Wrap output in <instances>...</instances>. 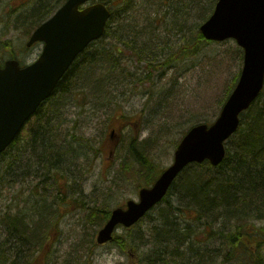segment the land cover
<instances>
[{
    "label": "rangeland",
    "instance_id": "374dc122",
    "mask_svg": "<svg viewBox=\"0 0 264 264\" xmlns=\"http://www.w3.org/2000/svg\"><path fill=\"white\" fill-rule=\"evenodd\" d=\"M6 1H0V41L9 42V46H4V50L0 46V63L8 59L9 53L31 63L39 56L42 46L28 51L26 43L38 26L65 0L61 4L59 0H26L25 9L19 17L4 13L3 8L12 0ZM217 2L134 1L133 25L138 30L145 26L157 31L137 35L125 33V36L143 35L139 39L140 43L142 38L154 37V44L158 42V46L153 53L146 52L144 56L147 54L148 58L143 60L137 58L136 50L124 48L118 69V72L124 73L122 84L112 86L111 90L114 89L116 94L105 98L106 102L87 99L85 105L83 100L68 103L62 118L66 120L63 131L74 128L75 131L71 132L73 135L88 140V144H93L96 149L100 147L103 153L93 164L89 161L82 162L84 166L81 167L70 165V179L76 181H71L68 186L71 189L65 204L55 206L59 208V213L50 219V224L53 226L57 222V225L50 232L51 239L43 250L39 252L37 248L32 254L26 249V252L18 251L14 247L16 241L0 232V251L6 254L0 255V264H131L132 258L136 264H155L152 257L158 255L152 250V231L160 226V220L172 213L171 218L177 217L181 226L191 225L188 215L192 213L193 204L181 194L180 188H173L167 201L155 208L136 227H120L116 239L105 245L97 243L101 227L95 224L89 214L91 208H108L111 211L118 207L125 208L129 200L138 201L140 189L152 186L145 185V174L129 153L131 144L144 146L146 155L162 172L173 163L177 145L189 128L201 123L211 125L220 115L240 79L244 52L234 40L196 46L195 39L200 27L211 17ZM13 3H18V0ZM122 26L111 24V32L106 38L109 43H119L115 40L119 35L114 39L112 34L115 27ZM185 47L190 48L188 54H185ZM159 56L162 62H167L170 57L173 60L158 68V71L151 72L149 62ZM103 69L106 73L109 68L104 65ZM78 70L80 68L75 73ZM79 89L74 87L72 91L78 94ZM254 111L253 106L248 112L253 114ZM32 122L34 120L22 132L21 139H30ZM113 130L117 133L115 138L110 137ZM23 169L19 170L20 176L24 173ZM38 182L32 177H19L11 184L0 187V212L7 207L13 209L14 199L19 200V207L23 208L30 195L28 190ZM42 191L43 186L38 190L39 194ZM51 191L49 203L57 195L55 186ZM72 197H78L81 201L75 202ZM179 208L185 209L186 213L179 212ZM191 228L194 231L192 247L179 251L169 249L168 254L172 257H162L166 264H228L214 259L213 255L214 260L205 253L201 254L202 248L197 252L200 241L207 240L208 235H201L200 228L195 225ZM130 237L134 238L135 246L131 252H124L119 247L118 238L127 241ZM216 244V241L214 244L211 241L207 245L208 251H212Z\"/></svg>",
    "mask_w": 264,
    "mask_h": 264
},
{
    "label": "trees",
    "instance_id": "16d2710c",
    "mask_svg": "<svg viewBox=\"0 0 264 264\" xmlns=\"http://www.w3.org/2000/svg\"><path fill=\"white\" fill-rule=\"evenodd\" d=\"M62 1L59 0V4ZM134 1L111 0L113 16L110 24L124 25L113 29L114 36L119 35L118 39L114 38L119 43L103 45L104 53L100 41L82 54L59 83L53 97L48 100L47 105L50 107H42L32 119L34 122L31 123L30 139L25 142L17 140L16 145L0 157V187L11 184L19 177H32L39 181L28 190L30 195L23 208L19 207L20 201L14 199L13 209L7 207L0 212V232L10 235L16 241L14 247L18 251L27 250L32 254L37 248L39 252L43 250L51 239L50 232L57 225V222L53 226L50 224V219L59 213V208L55 206L65 204L71 189L68 186L71 181H76L70 179V165L81 167L82 162L89 161L93 164L103 153L100 147L96 149L93 144H88V140L73 135L71 132L75 131L74 128L63 131L66 120L63 121L62 118L68 103L83 100L85 105L87 99L106 102L105 98L116 92L111 88L118 86L122 79L116 72L120 63L118 56L124 50L121 46L128 49L140 46L136 56L141 60L148 58L147 54L144 56L146 52L153 53L158 46V42L154 44V37L142 38L140 43V36H125V33L145 34L157 31L145 26L138 30L133 25ZM128 13L132 14L123 18ZM195 41L196 46L211 43L201 32H198ZM1 45L8 46L9 42L0 41ZM188 47L184 48L185 54L189 53ZM192 49L196 51L195 47ZM171 60L173 57L167 62H162L160 56L154 57L149 62V70L158 71V68L168 65ZM105 64L109 68L106 73L103 72ZM74 87L81 89L78 94L72 91ZM253 106L255 111L250 114L248 111ZM253 106L244 113L239 130L227 143L226 157L221 165L213 167L208 162L190 165L174 183L171 190L180 188L185 198L190 201L195 198L196 203H192V213L188 215L191 225L181 226L177 217L171 218V213L163 217L160 226L152 231V250L158 255L152 259L157 264H166L162 257H172L168 254L169 249L179 251L192 247L194 231L191 227L194 225L200 228L201 235H208L207 240L200 241L197 252L202 248L201 254L205 253L211 258L213 255L214 259L222 263L264 264V90ZM129 153L145 174V185L151 186L161 170L146 155L144 146L131 144ZM22 168L24 173L20 176L19 170ZM41 186L43 193L39 194ZM54 186L57 195L49 203V194ZM72 200L81 201L78 197ZM184 210L178 209L179 212L186 213ZM110 215L111 210L108 208H91L89 217L102 227ZM211 241L212 244L215 241L217 244L212 251H208L207 245ZM118 243L124 252H131L135 246L134 238L131 237L127 241H120L118 238ZM2 254L5 256V251H0L1 256Z\"/></svg>",
    "mask_w": 264,
    "mask_h": 264
},
{
    "label": "water",
    "instance_id": "95a60500",
    "mask_svg": "<svg viewBox=\"0 0 264 264\" xmlns=\"http://www.w3.org/2000/svg\"><path fill=\"white\" fill-rule=\"evenodd\" d=\"M89 1L94 0H69L33 34L28 46L37 41L45 43L35 64L21 69L18 62L11 61L0 70V155L40 104L53 94L78 54L103 35L111 13L100 3L80 11L79 7ZM201 32L207 40L234 39L243 48L244 67L239 83L213 125L195 126L182 139L173 164L153 187L139 192V202L129 201L126 209L112 212L98 233L100 245L113 240L119 225L130 228L138 223L164 199L190 164L209 161L219 166L226 156V142L239 128L240 115L264 87V0H219Z\"/></svg>",
    "mask_w": 264,
    "mask_h": 264
},
{
    "label": "flooded vegetation",
    "instance_id": "af4514ba",
    "mask_svg": "<svg viewBox=\"0 0 264 264\" xmlns=\"http://www.w3.org/2000/svg\"><path fill=\"white\" fill-rule=\"evenodd\" d=\"M1 1V0H0ZM7 1H9V0H7ZM6 1V2H7ZM25 1L26 0H18V3H13L14 2V0H12L10 3H8V5L7 6H5L6 8H3V11H4V13L5 14H15L16 16H18L19 17V15L20 14H22L23 12V10L25 9V6H26V3H25ZM15 5V6H14ZM17 5H19V7H16ZM2 9V8H1ZM0 9V10H1ZM25 23V22H24ZM37 46L38 45H43V44H40V43H37L36 44ZM35 45V46H36Z\"/></svg>",
    "mask_w": 264,
    "mask_h": 264
},
{
    "label": "bare ground",
    "instance_id": "6f19581e",
    "mask_svg": "<svg viewBox=\"0 0 264 264\" xmlns=\"http://www.w3.org/2000/svg\"><path fill=\"white\" fill-rule=\"evenodd\" d=\"M191 202L192 203H196V199L195 198H192Z\"/></svg>",
    "mask_w": 264,
    "mask_h": 264
}]
</instances>
